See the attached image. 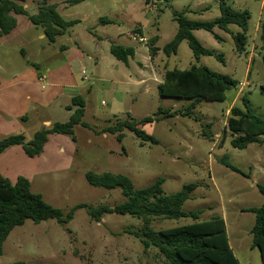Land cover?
Here are the masks:
<instances>
[{"label": "rangeland", "instance_id": "1", "mask_svg": "<svg viewBox=\"0 0 264 264\" xmlns=\"http://www.w3.org/2000/svg\"><path fill=\"white\" fill-rule=\"evenodd\" d=\"M197 1L169 0V3L146 5L143 0H87L71 7L69 0H25L29 15L36 14L39 6L46 2L57 4L66 19L82 21L73 30L82 49L92 53V59L86 60L84 67L96 84L86 83L87 91L82 96L87 102L84 122L90 128L77 127L76 141L50 134V147L44 148L39 157L30 158L22 151L25 155L22 161L18 155L8 153L18 146L0 155L1 170L11 175L0 171L3 177L14 181L19 176H27L33 192L41 194L48 204L61 210L64 216L74 212L69 223L54 219L41 223L27 220L23 226L15 228L4 244L0 264H165L158 249H145L143 243L129 233L142 229V220L118 214L104 215L100 222L91 218L90 208H113L127 202L128 198L120 187L106 189L91 185L86 178L88 173L126 176L136 190L162 180L165 195L176 194L185 186L195 184L183 210L186 213L201 210L199 221L222 217L230 246L240 263L262 264L260 251L252 248L256 215L247 210L264 203V195L259 190V186L264 187V143H255L243 150L235 148L228 120L233 107L244 108V98L251 110L264 120V50L259 31L264 23V0H224L234 10L250 13L246 53L238 54L232 35L216 29L221 40L204 30L194 35L206 48L223 54L225 63L215 56L196 60L187 42L180 45L177 55L166 56L163 48L178 31L173 12L184 11L189 6L201 10L202 6L195 4ZM220 1L203 0L209 10L199 16H187L192 20L212 21L221 14ZM122 7L130 13L124 20L129 24L121 23ZM102 17L113 19L115 24L100 25ZM120 28L125 36L119 35ZM91 29L107 40L93 43ZM230 30L232 34L240 31L237 26H231ZM15 33L0 46V64L10 74L23 70L27 61L40 64L41 70L48 64H60L63 61L57 57L60 44H69L65 41L73 39L69 32L45 52L42 48L48 41L39 39L41 28L32 25L26 17H20ZM156 37L155 47L160 51L151 63H146L149 43ZM112 44L136 48L137 59L130 61V70L110 53ZM96 58H100V63ZM193 65L229 75L240 84L236 90L227 91L224 101L201 99L193 116L184 117L178 113L184 112L192 100L160 97L158 88L167 71L186 70ZM127 76L139 79L141 86H132ZM59 103L61 106L49 118L62 123L70 121L72 115L65 104L75 110L77 107L64 98ZM160 109L170 110L176 116L142 126L157 139V144L142 142L127 129L122 142L104 132L118 121L139 122L148 116L155 117ZM24 122L29 142L35 129L43 127L40 119ZM261 137L264 140V136ZM62 148L66 149L64 153ZM224 160L242 173L228 168ZM194 222L192 218H155L152 228L160 231Z\"/></svg>", "mask_w": 264, "mask_h": 264}, {"label": "trees", "instance_id": "2", "mask_svg": "<svg viewBox=\"0 0 264 264\" xmlns=\"http://www.w3.org/2000/svg\"><path fill=\"white\" fill-rule=\"evenodd\" d=\"M87 0H69L70 6L81 4ZM146 5L154 2L169 3V0H143ZM25 0H0V38L11 34L17 27L15 16H26L32 25L44 29V33L50 43H54L57 37L64 35L70 28L78 25V20H68L58 11L57 4L44 2L39 6L38 12L29 15L24 6ZM220 16L212 21L192 20L187 16L188 11H174L173 19L178 24V31L174 38L168 42L163 52L171 57L178 53L183 42H187L196 60L203 56H215L220 62L225 63L224 55L206 48L194 35L195 31L204 30L211 33L215 39L221 40L216 34V29L230 33L238 54L247 52L248 45V11L238 12L230 7L224 0L220 1ZM102 25L113 24L108 17L101 18ZM237 26L240 31L232 34L230 27ZM260 40L264 50V23L260 25ZM158 38H153L149 43V53L154 58L159 51L155 47ZM110 53L126 65L135 58V49L122 45L112 44ZM264 64V55L262 56ZM239 81L229 75L218 74L206 66H192L187 70L173 69L167 71L163 83L159 85L158 94L163 98L177 100H192L181 116L192 117L193 110L201 99L224 101L227 91L237 89ZM244 108L233 107L231 117L228 120V128L233 136L232 145L237 149H246L255 143H264V120L257 116L244 98ZM72 103L77 107L68 122H56L51 127H43L37 131L33 139L27 142L24 134H13L0 139V155L14 146H21L25 154L30 158L39 157L50 134L67 135L76 141L75 128L82 126L90 128L83 121L85 116L86 101L83 97L73 98ZM176 114L170 110L158 111L155 117H145L141 121H118L115 125L107 127L104 132L116 136L122 142L127 129L142 142L157 144L158 141L152 135L146 133L142 126L159 122L167 118H173ZM223 163L233 171L242 173L240 169L229 161ZM88 182L96 187L114 189L120 187L128 201L113 208L100 206L90 208L88 213L91 218L100 222L104 215L118 214L130 215L142 220L143 227L138 231L129 233L138 238L145 249H158L165 259V264H240L235 256L228 239L227 227L222 217H213L207 221H199L202 211L186 213L183 210L184 203L190 198L196 188L195 184L185 186L184 189L173 195H165L162 189V180L144 189L136 190L129 178L123 175H96L88 173ZM264 195V187L259 186ZM83 207V206H78ZM256 215V222L252 229L253 249L260 251L262 264H264V203L259 208L247 210ZM74 212L64 216L62 211L48 204L41 194L34 193L31 181L20 176L16 182L3 177L0 174V256L6 240L12 231L23 226L27 220L41 223L50 219L59 223L72 221ZM155 218L178 220L192 218L195 222L180 227L155 231L152 222Z\"/></svg>", "mask_w": 264, "mask_h": 264}, {"label": "crops", "instance_id": "3", "mask_svg": "<svg viewBox=\"0 0 264 264\" xmlns=\"http://www.w3.org/2000/svg\"><path fill=\"white\" fill-rule=\"evenodd\" d=\"M195 4L197 5V7L202 6V9L197 10L196 7L189 6L186 8V11H188L187 14L199 16L205 13L206 11H208L210 8L207 6L206 3H203V0H198ZM120 13H121L120 16H121V21H122L121 23L129 24V22L124 21L125 19H127L128 17L127 15L129 12L127 13L125 11V8L122 7ZM15 17L17 19L16 29L11 34L0 38V46L2 43H6L7 39L11 37L15 32L17 33V30L19 29V26H20V17H26V16L17 15ZM100 19L101 18H99V21ZM111 20L113 21V24H115V21L113 19ZM78 21L82 23L81 20H78ZM132 23H136V21L134 22L132 20ZM108 25H112V24H108ZM108 25H103V26H108ZM37 28H41V27H37ZM94 29L95 28H93V30ZM69 32H70V36H72L73 39L69 41H65L66 43H69V44H64V42L60 44L57 57L58 59L63 58V61H61V63L58 65L56 64V62L54 63V65L48 64L45 67V70H41L40 64L27 61L26 67L23 70H20L18 73H15V74H10L8 70L6 69V67L3 64H0V139H3L13 134H24V135L26 134L27 135V129L25 127L26 123L24 122L25 120L29 122L33 119H36V121L40 119V124L42 127H51L54 123L59 122V121H52L49 118V116L51 113H54V111L56 112V110H58V108L61 106L59 101L62 98L67 100V102L68 101L72 102L73 98L77 96L82 97L83 94L87 91L86 83L91 82L93 85L96 84L94 77L93 76L90 77L89 75H87V71L84 67L86 60L92 59V53L91 52L88 53L86 50L84 51L82 47L78 44V40L76 38L77 33L75 32V30H73V27L70 28L62 36H65ZM40 34H39V39H41L42 41H45V40L48 41L43 28H41ZM90 35L93 37L92 39L93 43L95 42V40L96 42H100V43L103 42V40L104 41L107 40L102 36H98L94 31L90 32ZM119 35L125 36L123 35L122 28L119 29ZM62 36L57 37V39H59ZM56 41L54 43H50L48 41L46 46L42 48L43 51L45 52L48 51V49H50L48 47H51V44L55 45ZM125 47H133V46L129 45ZM134 49H135L134 59H137V50L136 48ZM27 56L28 55H26V57ZM50 59L51 58H49L46 61H49ZM96 59H97L96 62L100 63V58H96ZM134 59H131V60L134 61ZM152 59L154 58H151L150 53H149V57L146 58V63L147 61L151 63ZM130 61L127 64V67L129 70L130 68H132ZM117 67L118 66H116V68ZM127 81L130 82L132 86H134L135 88L141 86V81H139V79L132 78V76H127ZM86 105H87V102H86ZM65 107H66L67 112H69V114L72 115L75 110L74 107H71L66 104H65ZM33 114H36L38 116H36L35 118ZM85 116H86V108H85ZM84 118H83V121H84ZM76 128H75V135H76ZM39 130L35 129L33 133V137L35 133ZM62 136L71 138L70 136H67V135H62ZM50 139L52 141V135L49 136V140L46 143L44 148L47 149L48 147H50V144H51ZM26 140H27V137H26ZM57 149L60 150L59 147H57ZM61 150L64 153L66 149L62 148ZM22 151L25 154L23 148L21 150V146H18V147L11 149L8 153L11 155H15V156L18 155L19 157L22 158V161H25V155L23 156ZM0 171L6 176H11L9 171H4L3 169L1 170V168H0ZM23 177L28 178L27 176H23ZM17 179L12 182H16Z\"/></svg>", "mask_w": 264, "mask_h": 264}]
</instances>
